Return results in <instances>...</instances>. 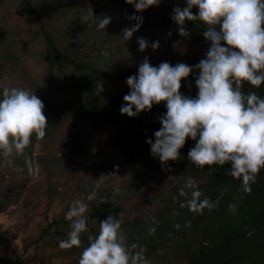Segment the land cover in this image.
I'll use <instances>...</instances> for the list:
<instances>
[{
  "label": "trees",
  "instance_id": "obj_1",
  "mask_svg": "<svg viewBox=\"0 0 264 264\" xmlns=\"http://www.w3.org/2000/svg\"><path fill=\"white\" fill-rule=\"evenodd\" d=\"M19 1L23 10L37 21V35L46 49L43 73L54 93L50 94L38 83L28 88L45 106L48 126L42 140L50 138L67 120H77L97 129L111 128L112 136L90 157L87 181L102 175L112 179L120 164L137 160L145 161L149 169L140 180L107 191L87 211L89 232L83 235L82 245L87 246V235L97 234L100 221L111 215L122 221L128 245L135 243L145 249L150 264H264V168L251 185V193H245L242 179L228 174L230 164L200 169L189 161L188 151L196 143L191 138L180 150L181 159L162 164L159 157L151 154L146 141L155 140L154 133L161 127L159 117L166 113V106L153 105L150 112L144 111L135 117L120 112L125 103L123 97L130 92L126 80L137 72L114 67L132 55L131 48H139L137 38L149 41L153 34L173 33L189 42L211 43L202 35L206 29L200 21H186L190 36L179 35L171 17L175 7H186V0H161L158 7L152 6L143 12H136L126 0ZM88 8L96 16L111 18L105 30H98L91 21H82ZM193 12L198 9L194 7ZM133 15L142 17L143 22L126 41L123 29L137 23L130 19ZM25 56L36 58L17 32L0 28V74L7 67L22 65ZM201 59L204 58L183 63L195 66ZM195 77L194 72L181 81L182 94L196 97ZM100 83L102 91L97 90ZM244 91H255L264 97V84L254 88L245 83ZM39 141L33 135L32 143L25 150L27 159L24 155L10 156L17 168L29 174L34 146ZM60 147L64 158H81L87 151L86 129L80 125L68 129L62 135ZM0 158L7 157L0 154ZM170 168L175 173L168 188L127 204L145 184ZM190 178L202 193L201 200H218L213 210L205 208L202 214L190 211L187 202L191 189L186 187ZM181 190L189 195L181 196ZM20 195V191L9 187L0 190V213L15 204ZM230 204L238 205L234 213L229 210ZM69 231L70 221L61 216L47 225L43 236L58 245L60 256L76 260L82 248L59 247V242L68 238Z\"/></svg>",
  "mask_w": 264,
  "mask_h": 264
},
{
  "label": "clouds",
  "instance_id": "obj_2",
  "mask_svg": "<svg viewBox=\"0 0 264 264\" xmlns=\"http://www.w3.org/2000/svg\"><path fill=\"white\" fill-rule=\"evenodd\" d=\"M126 3L133 5L136 12H143L158 7L161 0H126ZM194 7L198 12H193ZM171 18L181 37L190 36L186 21L205 25L202 35L211 42L206 58L195 66L161 62L157 67L145 57L137 74L126 80L130 92L123 97L125 103L120 112L135 117L163 103L167 111L159 117L161 127L154 133V141H146L151 154L159 157L162 164L177 161L186 140L191 138L196 142L188 151L193 165L203 169L230 164L228 174L242 179L243 191L250 194L251 185L264 168V97L255 91L245 92L244 84L254 88L264 84V0H186V7H175ZM130 19L137 23L123 29L126 41L143 22L142 17L135 15ZM82 21H91L98 30H105L111 18L96 16L88 8ZM137 43L141 52L149 47L144 38H137ZM151 47L158 49L159 42H153ZM194 72L198 89L195 98L180 91L181 81ZM97 90L102 91V83L97 85ZM44 107L42 100L28 89L2 90L0 154L24 155L27 159L25 150L33 135L39 140L46 135L48 121ZM28 172L36 176L39 169L30 166ZM186 187L191 189L187 204L193 213L202 214L205 208L211 211L217 206L218 200L200 199L202 193L191 178ZM180 195L189 193L181 190ZM95 197L94 191L87 199L92 201ZM237 207L230 204L229 210L234 213ZM87 211L86 203L79 199L72 202L66 215L70 231L68 238L59 242L61 249L82 248L79 264H150L145 249L135 243L128 245L122 221L111 215L100 221L97 234L87 235L88 244L83 246V235L89 232Z\"/></svg>",
  "mask_w": 264,
  "mask_h": 264
},
{
  "label": "rangeland",
  "instance_id": "obj_3",
  "mask_svg": "<svg viewBox=\"0 0 264 264\" xmlns=\"http://www.w3.org/2000/svg\"><path fill=\"white\" fill-rule=\"evenodd\" d=\"M0 28L17 32L36 57L25 56L22 65L5 68L0 74V93L5 87L28 89L38 83L53 95L51 84L43 73L46 49L37 35V21L23 10L19 0H0ZM157 41L159 48L153 50L151 44ZM148 42L149 47L144 52L137 47L131 48L132 55L114 68L138 72V66L145 57L153 66L158 67L161 62L174 66L190 59L206 58L211 47V43L189 42L173 33L153 34ZM79 125L86 129L87 151L81 158L68 160L64 158L60 141L68 129ZM112 134L111 128L97 129L77 120L65 121L50 138L35 144L30 163L39 169L36 176L17 168L12 158H0V190L9 187L21 192L16 203L0 213V264H79L82 252L76 260L62 257L58 254V245L43 236L47 225L58 217H66L73 201L81 200L89 210L107 191L140 180L149 172L147 163L137 160L120 164L112 179L97 176L87 181L91 155L102 148ZM174 173L171 168L162 171L127 204L147 199L168 188ZM94 191L96 197L89 201L87 197Z\"/></svg>",
  "mask_w": 264,
  "mask_h": 264
}]
</instances>
